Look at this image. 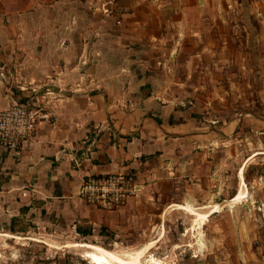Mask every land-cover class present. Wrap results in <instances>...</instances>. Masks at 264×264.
I'll list each match as a JSON object with an SVG mask.
<instances>
[{
	"label": "crops",
	"instance_id": "crops-1",
	"mask_svg": "<svg viewBox=\"0 0 264 264\" xmlns=\"http://www.w3.org/2000/svg\"><path fill=\"white\" fill-rule=\"evenodd\" d=\"M101 4L110 16L92 9ZM262 44L264 0H0V108L30 100L50 112L20 155L0 147L3 234L30 232L10 230L18 218L39 232L90 227L92 237L136 244L163 203L220 199L226 160L238 155L227 145L264 134V115H222L226 84L214 74L234 59L239 106L249 89L264 103ZM117 171L139 184L125 207L79 198L85 176Z\"/></svg>",
	"mask_w": 264,
	"mask_h": 264
},
{
	"label": "rangeland",
	"instance_id": "rangeland-1",
	"mask_svg": "<svg viewBox=\"0 0 264 264\" xmlns=\"http://www.w3.org/2000/svg\"><path fill=\"white\" fill-rule=\"evenodd\" d=\"M233 14L230 13L231 17ZM227 29L230 34L239 33V28ZM246 32L249 30L244 26L241 33ZM218 33L219 29L213 26V34ZM230 43V48L238 50L235 42ZM245 45L248 42L239 45L242 51L246 50ZM259 51L264 56V44ZM234 61L230 62L228 70L235 67ZM231 71L214 74V79L221 77L219 81L224 80L226 84V91H221L226 102L222 115L229 116L234 109L264 115V103L256 90L251 89L252 93L250 89L244 90L249 104L239 106L247 101L236 98V91L229 88L235 79ZM242 77L245 81L255 78L250 73ZM205 92L212 96L218 91ZM246 135L236 150L234 144L226 147L229 155H234L235 151L238 155L236 159L226 158L227 169L222 172L220 183L221 198L184 202L183 197L180 201L163 203L158 210L160 215L155 217V230L132 238L140 240L139 243H127L124 239H116L114 243L110 239L52 229L39 232L30 226L29 233L6 235L0 232V264H93L84 256L93 247L119 254L125 262L132 261L125 254L139 251V264H264V134ZM181 192L172 196L173 199H179ZM240 193L243 195L239 198ZM148 242L153 244L141 249ZM200 242L204 243V248Z\"/></svg>",
	"mask_w": 264,
	"mask_h": 264
},
{
	"label": "built area",
	"instance_id": "built-area-1",
	"mask_svg": "<svg viewBox=\"0 0 264 264\" xmlns=\"http://www.w3.org/2000/svg\"><path fill=\"white\" fill-rule=\"evenodd\" d=\"M92 9L105 16L112 14V9L105 4L93 6ZM49 118L50 112L39 103L11 100L8 105L0 108V147L20 155L24 145L34 137L38 125ZM138 191L139 184L133 175L117 171L85 176L78 196L87 205L113 211L125 207ZM22 195L26 196L27 191Z\"/></svg>",
	"mask_w": 264,
	"mask_h": 264
},
{
	"label": "bare ground",
	"instance_id": "bare-ground-1",
	"mask_svg": "<svg viewBox=\"0 0 264 264\" xmlns=\"http://www.w3.org/2000/svg\"><path fill=\"white\" fill-rule=\"evenodd\" d=\"M243 194H239L242 196ZM188 208H190L189 205ZM201 222L199 223V227L201 226V223L203 222V219L200 220ZM149 245V244H148ZM201 248H204V243L200 242ZM144 250V249H143ZM141 252H135V254H125V256H129L132 261L130 262H125L124 259H122L119 254H114V253H108L102 249L93 247L91 248V252L85 253L84 256L90 258L91 262L93 264H139V257H140Z\"/></svg>",
	"mask_w": 264,
	"mask_h": 264
},
{
	"label": "trees",
	"instance_id": "trees-1",
	"mask_svg": "<svg viewBox=\"0 0 264 264\" xmlns=\"http://www.w3.org/2000/svg\"><path fill=\"white\" fill-rule=\"evenodd\" d=\"M29 210V206L27 207H22L21 208V213H26ZM32 226L30 222H24L21 219H12L11 224H10V230L12 232L15 231H25L28 227ZM91 229L90 227H84L81 228L78 226V233L82 236H86L87 234H90Z\"/></svg>",
	"mask_w": 264,
	"mask_h": 264
}]
</instances>
